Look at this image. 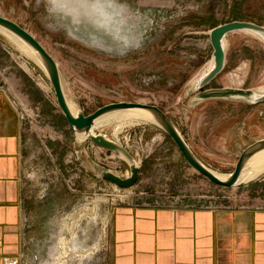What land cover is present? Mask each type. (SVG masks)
I'll list each match as a JSON object with an SVG mask.
<instances>
[{
	"label": "rangeland",
	"instance_id": "1",
	"mask_svg": "<svg viewBox=\"0 0 264 264\" xmlns=\"http://www.w3.org/2000/svg\"><path fill=\"white\" fill-rule=\"evenodd\" d=\"M101 1L94 22L79 25L57 0H0V16L52 55L80 111L90 115L122 102L157 106L205 166L231 175L242 152L264 139V103L253 102L264 90V38L230 34L224 71L203 90L193 85L211 68V31L235 16L264 26V0ZM0 90L15 103L22 126L25 264H109L111 216L119 205L198 201L264 207V175L240 187L218 186L150 123L112 122L96 129L126 148L140 168L130 190L104 180L102 168L128 177V162L77 138L43 68L2 32Z\"/></svg>",
	"mask_w": 264,
	"mask_h": 264
},
{
	"label": "crops",
	"instance_id": "2",
	"mask_svg": "<svg viewBox=\"0 0 264 264\" xmlns=\"http://www.w3.org/2000/svg\"><path fill=\"white\" fill-rule=\"evenodd\" d=\"M22 126L0 90V264H25L28 208ZM109 264H264V207L186 201L117 206Z\"/></svg>",
	"mask_w": 264,
	"mask_h": 264
},
{
	"label": "water",
	"instance_id": "3",
	"mask_svg": "<svg viewBox=\"0 0 264 264\" xmlns=\"http://www.w3.org/2000/svg\"><path fill=\"white\" fill-rule=\"evenodd\" d=\"M0 27L22 40L39 55L44 66L46 67L48 73L47 77L51 82L57 99V103L70 129L74 133H84L88 135V140L98 148L109 150L115 153L118 157L123 155L127 159L130 168V174L128 177L122 178L104 168H102L101 173V177L104 180L113 183L116 187L122 190H130L138 182L140 168L138 165H136L134 156L122 145L109 140L104 135H91L96 120L111 112L129 109H142L150 112L159 123L160 128L164 130V132L177 146L187 163L212 183L225 188L236 186L245 162L256 153L264 150V139L252 144L247 149H245L240 155L235 171L230 175V178L228 180L224 181L218 178L207 166H205L198 159L181 132L171 120V118L157 106L122 102L106 105L90 115H86L82 111H79L77 115H74L66 99L60 67L56 60L52 57V55L31 33H29L17 23L0 16ZM238 32H250L264 38V26L258 25L253 22L233 21L215 27L211 31V43L214 49V68L200 81V83L198 84L199 90H203L224 71L227 58L226 39L230 34ZM253 102L255 104L264 103V95L257 94L253 98ZM240 186L244 185H239V187Z\"/></svg>",
	"mask_w": 264,
	"mask_h": 264
},
{
	"label": "bare ground",
	"instance_id": "4",
	"mask_svg": "<svg viewBox=\"0 0 264 264\" xmlns=\"http://www.w3.org/2000/svg\"><path fill=\"white\" fill-rule=\"evenodd\" d=\"M57 1L61 2V3H59L60 4L59 7L61 8V12H63L66 16L71 17L74 24H78V25L83 20H85L87 22H94L95 17L99 15V13L103 7V3L101 0H66V2H65V0H57ZM104 10H105V7H104ZM104 12L107 13L106 15L111 14V11L105 10ZM0 32L5 34L6 36H8L24 54H26L28 57H30L35 63L40 65L43 68V70L45 71L46 75H48L46 67L44 66L39 55L34 50H32L22 40H20L19 38H17L16 36H14L13 34H11L10 32L6 31L5 29H3L1 27H0ZM123 32L125 33V31H123ZM213 68H214V59L212 61L211 68L194 83L193 87H196L200 83V81L206 75H208V73H210V71ZM64 81H63V83H64ZM67 90H69V89H67ZM64 91H65L66 99H67V102H68L70 109L72 110L74 115H77L80 111L78 105L75 104L74 102H72L71 101L72 99L71 100L69 99V97L66 93L65 87H64ZM258 95H264V90L259 89ZM133 121L134 122H140V123H150V124H153V125L160 127L159 123L156 121L154 116L148 111H145L142 109L120 110V111L111 112L109 114H106V115L98 118L96 120L94 126H93L91 135H98L96 133V129L103 124L107 125V124L112 123V122H117L119 124V126L122 127L124 125H133V123H134ZM76 135L80 141L88 140V137H89L88 135H86L84 133H76ZM119 158L121 160L127 162V159L123 155L119 156ZM136 165H138L137 162H136ZM211 171L218 178H220L224 181H226L230 178V175H222V174H219L213 170H211ZM262 175H264V150L256 153L254 156H252L250 159H248L245 162L242 173L240 175V178H239L236 186H234V187H237L239 185H247V184L255 181L256 179H258ZM66 245H67V243H66ZM65 247H67V246H65ZM54 264H56V263H54Z\"/></svg>",
	"mask_w": 264,
	"mask_h": 264
},
{
	"label": "trees",
	"instance_id": "5",
	"mask_svg": "<svg viewBox=\"0 0 264 264\" xmlns=\"http://www.w3.org/2000/svg\"><path fill=\"white\" fill-rule=\"evenodd\" d=\"M234 21H242V20H241V18L239 16H235Z\"/></svg>",
	"mask_w": 264,
	"mask_h": 264
},
{
	"label": "built area",
	"instance_id": "6",
	"mask_svg": "<svg viewBox=\"0 0 264 264\" xmlns=\"http://www.w3.org/2000/svg\"><path fill=\"white\" fill-rule=\"evenodd\" d=\"M8 264H19V260H14V261H12L11 263H8Z\"/></svg>",
	"mask_w": 264,
	"mask_h": 264
}]
</instances>
